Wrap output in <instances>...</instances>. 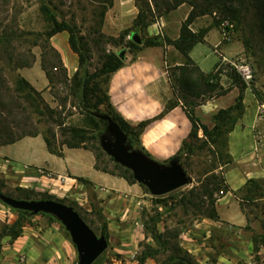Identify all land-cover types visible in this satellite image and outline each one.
Here are the masks:
<instances>
[{
    "label": "rangeland",
    "instance_id": "374dc122",
    "mask_svg": "<svg viewBox=\"0 0 264 264\" xmlns=\"http://www.w3.org/2000/svg\"><path fill=\"white\" fill-rule=\"evenodd\" d=\"M44 5L59 22L65 21L76 27L79 39L85 43V60L82 65L79 54L71 48L68 30L49 36L52 24L48 20L49 14L43 9ZM185 8L189 9L190 13L192 7L188 3H185ZM241 9L240 20L232 14L215 9L190 19V22L189 13L185 15L183 10L178 11L177 8L166 13L154 11L152 23L143 28L136 24L139 9L135 0H0V80L12 88L17 77L23 76L37 90L36 104H39V107L34 105V108L25 113L26 119H29V128L32 129L35 124L34 128L48 134L50 138L54 137L57 144L63 140L64 135L68 136L67 131L70 128H83L91 137L84 144L95 153H102L99 142L93 138L102 130V126H98L92 118L94 116L81 107L77 83L84 70L93 75L91 87L99 90V94L104 96L100 100L96 97L95 102L98 109L107 111L109 104L105 94L108 93L110 75L100 72L105 56L114 53L124 61L147 55L153 47L165 54V65L176 88L174 98L182 100L186 114L194 119L195 134L190 136L192 122L187 115L191 130L180 153V163L192 181L161 196L152 195L145 185H141L151 204L149 208L142 209L139 215L131 218L130 224L133 228L124 235L127 243L125 246L130 250L122 253L113 250L114 245H119L124 240L120 239L119 235L108 234V246L98 257L99 264H142L141 259L144 257L146 260L143 264H169L177 261L180 256H189L198 264H204L205 260L206 264H216L225 240L218 234L207 237L202 228L195 226L197 220L203 217L199 213L200 209L191 203L184 206L180 200L186 195L195 199L203 184L211 179V173L219 177L213 181L217 182L213 186L214 199L217 200L229 191L230 187L224 176L233 159L229 151V134H219L217 127L221 125L223 117H234L237 113L232 111L231 107L236 106L240 95L243 96L244 105L241 117L244 116L246 89H249L254 99L251 117L256 119L259 105L264 104V37L259 31L254 12L245 10L244 6ZM225 21L233 22L235 28L226 37L222 36V40L239 48L231 60L242 57L254 68V81L249 85L242 79L238 82L234 79L233 72L236 75L238 73L228 61L219 63L211 72L209 82L192 66L188 67L191 70L186 73L175 64L178 60H182V64L186 60L179 46L182 28L195 34L205 31L207 34L210 28H215L210 33L211 37L215 38L220 36L217 29L221 31V25ZM133 34H136L134 46L130 44ZM147 38L154 39L158 44L147 45ZM246 39L247 45L244 42ZM198 49L200 50L196 56L201 54V59L204 58L203 67L211 70L216 55L211 53L210 45L199 44ZM43 64L55 75L53 83H49ZM75 73L78 74L76 77ZM179 80L184 87L190 81V87L187 90L182 89ZM216 99L220 101L212 107L203 106ZM223 110L226 111L221 112ZM16 117L24 123L21 118L23 115ZM262 129L264 131V125ZM236 133L233 140L234 150L248 148L251 139L247 137L249 129L245 128ZM253 139L256 146L264 147V141L257 142L255 137ZM99 163L118 174H123L126 168L105 151L101 154ZM246 169V165L236 166L231 170V175L239 178ZM193 190L194 193L190 195ZM261 191L264 192V179ZM246 192L244 185L234 194L241 199L249 221L252 222L256 218L260 221L262 228L255 231V235L258 242L264 243V198L249 200L245 198ZM44 195V192L32 193L33 199H41ZM13 196L16 198L17 194ZM0 204L11 209L4 203ZM77 208L96 230L97 235H100L105 228L102 216L96 210L94 214H88L82 206L77 205ZM22 217L20 219L25 221ZM4 225L5 223L1 222L0 229ZM154 231L161 235L160 240L155 238ZM259 251L253 250L249 263H239L264 264V251Z\"/></svg>",
    "mask_w": 264,
    "mask_h": 264
},
{
    "label": "crops",
    "instance_id": "0c3cea01",
    "mask_svg": "<svg viewBox=\"0 0 264 264\" xmlns=\"http://www.w3.org/2000/svg\"><path fill=\"white\" fill-rule=\"evenodd\" d=\"M184 6L185 3L177 10H183L187 15L189 9H184ZM214 29L210 28L204 40L196 43L188 52L189 58L205 74L211 73L220 62L231 60L239 49L233 47V43L223 41L218 29L220 36L211 37ZM206 43L210 45L211 53L216 55L211 70L203 67L201 54L196 56L200 50L198 45ZM165 64V54L155 47L150 48L147 55L124 60V64L111 75L108 84L112 106L127 122L141 125L140 147L160 162L168 161L180 151L183 140L191 130L182 100L174 98L175 91ZM175 64L181 65L182 60ZM176 100L177 105L168 108L169 102ZM253 100L252 93L246 89V112L229 133V151L233 159L224 176L230 189L216 200L218 218L203 216L195 224L207 233V237L218 234L225 240L216 264L249 263L253 257V236L255 231L262 228L257 218L249 221L241 199L234 194L248 179H264V147L256 146L253 139L255 117L250 116ZM218 101L211 100L203 106L212 107ZM245 128L249 129L247 137H251L250 144L246 149L234 150L236 132ZM96 164L95 152L88 148L63 145L60 154L52 152L44 133L39 131L0 145V190L12 197L18 194L19 189L44 192L52 199L72 206L97 234L77 205L82 206L88 214H94L96 210L106 224L107 233L119 235L124 240L114 245L113 250L127 252L130 249L125 246L124 235L133 228L131 218L139 215L142 209L149 208L151 202L139 183L106 172L97 168ZM243 165L247 168L243 176L237 178L231 175L233 168ZM49 215L41 212L31 214L20 236L15 239L9 235L2 236L0 264H77L78 252L70 234L66 233L59 220ZM18 216L16 211L0 204V223L10 225ZM258 244H261V252L264 251L263 241Z\"/></svg>",
    "mask_w": 264,
    "mask_h": 264
},
{
    "label": "trees",
    "instance_id": "16d2710c",
    "mask_svg": "<svg viewBox=\"0 0 264 264\" xmlns=\"http://www.w3.org/2000/svg\"><path fill=\"white\" fill-rule=\"evenodd\" d=\"M136 5L139 9L138 15L136 17V24L137 26H142L143 28H147L152 23V18L154 17V11L155 12H162L166 13L171 10H174L178 8L180 5L184 3H188L192 9L188 15V19L190 22V19L199 16L204 15L209 12H213L215 9H220L223 13L232 14L235 17L240 20L242 16V7L244 6L245 10H251L254 12L255 20L258 25L259 31L263 34L264 37V0H135ZM153 7V8H152ZM43 9L49 14L48 20L52 24V29L48 33L49 36H52L58 32L68 30L70 32V45L73 51L77 52L79 54V60L80 65L85 60V47L82 39H79L77 35V30L75 26H70L65 21L59 22L56 19V16L52 13V11L47 7L43 6ZM150 17V18H149ZM188 22V21H187ZM206 35V31L202 34H195V33H189V31L186 28H182L181 31V42L179 43V46L181 47L182 52L185 55V62L182 65H178L180 70L183 72H186L191 69H189V66H192L193 68L199 70L201 77L206 81L209 82V78L212 73L205 74L203 73L198 66L194 64V62L189 58L188 52L189 50L198 42H202L204 40V37ZM136 38L130 39L131 45H136L134 42ZM245 45L248 44V39L244 40ZM188 43L187 45H185ZM147 45H156L154 39L147 38L146 40ZM124 64V61L121 57L118 55L111 53L105 56V60L103 63V66L100 69V72L102 74L106 75H112L118 68H120ZM57 67V66H55ZM43 69L46 72L47 78L49 80V83H53L55 79V75L50 73L49 68L43 64ZM188 73V72H186ZM78 74L75 73V77ZM109 76V78H110ZM93 75H91L87 70H84L79 82L77 83L79 87V101L80 105L83 109L89 111L94 117H92L98 126H102V130L98 131L95 135L96 140L99 142L100 145V136L103 135L106 132V124L103 120H101L99 117L95 116L94 113H103L110 115L121 127V129L127 134L128 136V143L131 144L134 148L142 150L144 153V149L140 147V128L141 125H133L129 122H127L125 119H123L114 109V107L111 104L109 94H105V98L108 101L109 104V110L102 111L98 109V104L95 102V98L98 97L99 100L103 99L104 96L99 94V90H95V88L91 87V79ZM234 79L238 82L241 81V77L236 75L235 72H233ZM181 88L187 90L190 87L191 82L188 81V85H181L182 81L179 80ZM173 89L176 91V88L174 87L172 81H171ZM245 88V87H244ZM37 90L30 84V82L24 78L23 76H18L14 87L10 88L9 86H6L3 84L2 80H0V145L8 144L11 142H14L15 140L21 138L25 135H34L37 134L39 131L34 128H29L27 125V122L29 119H26L25 113H28V109L34 108V105H36V108L39 107V104H36V98H37ZM243 96L240 95L238 97L236 106L231 107L232 111H237V113L232 117L231 115H228V117H223L221 125H218V131L219 134L230 133L237 121L241 118L244 105H243ZM38 103V102H37ZM177 105L176 101H171L168 104V108H173ZM226 110H223L221 112H224ZM23 115L24 117H21L22 120H24V123H22L21 120H19V117L16 116ZM188 115V114H187ZM191 122H192V130L190 132V136L195 134L194 127V119L192 116L188 115ZM68 132V136L64 135L65 137L61 142L57 144V141H55V138H50L48 134L44 133V138L47 143L48 148L55 153L60 154L61 149L63 145H66L70 148L75 147H84L89 148V146L85 145V141L89 140L91 137L87 135V132L83 128H70ZM56 142V143H55ZM185 143V139L183 140L182 147ZM101 146V145H100ZM182 147L180 151L173 157H178L180 160V153L182 150ZM102 153L98 152L95 153L97 158V168H101L102 170L106 172H110L116 175H119L121 177H124L130 182L136 183V180L133 177L132 172L128 168H124L123 174L115 173L114 171H110L106 166H101L99 163V159L101 157V154H104V151L102 148H99ZM93 150V149H91ZM94 151V150H93ZM147 154V153H146ZM148 155V154H147ZM172 157V158H173ZM112 160V159H111ZM167 162V161H166ZM181 162V161H180ZM182 164V163H181ZM118 167H121L120 165H117ZM117 167V168H118ZM123 168V167H122ZM211 179L203 184L202 190L196 193V198L193 199L191 196L186 195L181 198V202L184 206L191 203L194 206L198 207L200 209V214L202 216H207L211 218H218L217 210H216V200L213 197L215 187L213 188L214 184L217 182V179H219L218 175L215 173H211ZM214 179V180H213ZM222 179V177H220ZM83 180V179H81ZM142 185V184H140ZM143 186V185H142ZM246 188V196L245 198L251 200L264 198V192H262V179H254L250 178L247 180L245 184ZM1 192V190H0ZM31 191L19 189V192L16 196L18 199H27L31 200L33 199ZM194 193L193 191H190V195ZM11 196V195H10ZM194 196V195H193ZM41 199H52L49 195H44L41 197ZM1 201V200H0ZM61 201V200H60ZM2 202V201H1ZM4 203V202H3ZM5 204V203H4ZM7 205V204H6ZM8 206V205H7ZM11 209L18 212L19 216L17 220L12 224H5L0 229V239L4 235L11 236L12 239L17 238L22 233V227L27 222V218L31 215L27 211L20 210V209H14L10 207ZM44 214L45 213H42ZM49 215V214H46ZM21 216L25 218L24 220H21ZM52 219H55L53 216L49 215ZM22 217V218H23ZM63 226V225H62ZM64 227V226H63ZM65 228V227H64ZM102 232L105 234L106 237H108V233L106 230V224L105 228L102 229ZM155 233V238L160 240L161 235L159 233ZM66 233L69 235L68 231ZM254 241V251H259V244L256 238V235L253 236ZM1 248V243H0ZM146 257L141 259L142 264L145 262ZM100 258L96 259L92 264H99ZM169 264H198L195 261H193L189 256H180L178 257V260L169 263ZM241 264V263H239Z\"/></svg>",
    "mask_w": 264,
    "mask_h": 264
},
{
    "label": "water",
    "instance_id": "95a60500",
    "mask_svg": "<svg viewBox=\"0 0 264 264\" xmlns=\"http://www.w3.org/2000/svg\"><path fill=\"white\" fill-rule=\"evenodd\" d=\"M132 38H136V34ZM94 115L106 124V132L100 136L102 149L117 163L131 170L134 179L145 185L152 195H165L192 181L178 157L160 162L129 144L127 134L110 115L99 112ZM0 200L14 209L30 214L42 212L59 220L77 249V264H92L108 246L104 233L97 235L72 206L63 202L54 199H18L2 192Z\"/></svg>",
    "mask_w": 264,
    "mask_h": 264
},
{
    "label": "built area",
    "instance_id": "2783aa9c",
    "mask_svg": "<svg viewBox=\"0 0 264 264\" xmlns=\"http://www.w3.org/2000/svg\"><path fill=\"white\" fill-rule=\"evenodd\" d=\"M235 28L234 23L230 21H225L221 25V33L223 37H226L229 35L231 31H233ZM228 62H231L233 68L236 70V72L239 74L241 79L247 83L248 85L251 84L254 81L255 73L254 68L250 62H248L246 59L239 57L233 60H227ZM264 125V104L259 105L258 111H257V117L253 124V135L256 138L257 142H263L264 141V131L262 129Z\"/></svg>",
    "mask_w": 264,
    "mask_h": 264
}]
</instances>
